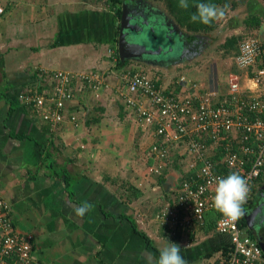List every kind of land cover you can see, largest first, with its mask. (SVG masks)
I'll return each mask as SVG.
<instances>
[{
    "label": "crops",
    "instance_id": "0c3cea01",
    "mask_svg": "<svg viewBox=\"0 0 264 264\" xmlns=\"http://www.w3.org/2000/svg\"><path fill=\"white\" fill-rule=\"evenodd\" d=\"M99 3L0 0V197L11 206L15 228L34 236L33 255L44 264H148L149 257L158 259L160 249L172 242L181 245L186 264H220L231 238L216 231L218 212H209L204 225H176L158 218L177 206L183 173L170 165L171 174L147 173L152 135L139 128L121 96V76L132 72L127 70L132 60L118 65L120 21L112 6ZM258 16L264 20L263 14ZM145 31L158 32L152 24ZM178 31L190 41L186 30ZM197 49L189 58L163 67H171L170 72L153 78L168 87L185 77L201 91H216L205 87L210 86L208 74L195 63L211 54L201 45ZM59 70L97 72L105 87L96 98L88 86H75L65 123L53 131L19 96L28 90L51 92V75ZM190 73L201 81L189 79ZM230 75L237 76L232 70ZM241 76L242 86H251L244 72ZM229 79L225 77L224 85ZM217 91L224 96L229 85ZM74 116L76 122L71 121ZM182 154L174 153L171 163L179 164ZM262 188L255 190L251 201H256L243 206L242 214L262 200ZM85 205L91 210L77 216L75 209ZM256 230L264 235L263 221Z\"/></svg>",
    "mask_w": 264,
    "mask_h": 264
},
{
    "label": "built area",
    "instance_id": "2783aa9c",
    "mask_svg": "<svg viewBox=\"0 0 264 264\" xmlns=\"http://www.w3.org/2000/svg\"><path fill=\"white\" fill-rule=\"evenodd\" d=\"M234 60L251 86L243 87V76H234L224 96L218 91H201L185 77L176 83L175 87H180L176 92L158 84L148 73L125 72L121 76L124 103L134 112L139 128L152 135L147 157L153 160L150 172L163 175L174 153H183L186 177L181 176L177 188V206L159 215L160 220L204 225L207 214L217 212L212 206L217 178L230 173H239L247 181L250 191L243 206L264 184L263 40L259 36L243 39ZM51 77V92L28 90L19 99L53 131L65 123L66 104L74 99L75 86H88L96 98L105 87L104 77L97 72L59 70ZM240 222L241 216L229 222L219 213L216 231L231 238L230 251L220 264H264V248ZM33 239L15 228L11 206L0 197V264H44L33 255Z\"/></svg>",
    "mask_w": 264,
    "mask_h": 264
},
{
    "label": "rangeland",
    "instance_id": "374dc122",
    "mask_svg": "<svg viewBox=\"0 0 264 264\" xmlns=\"http://www.w3.org/2000/svg\"><path fill=\"white\" fill-rule=\"evenodd\" d=\"M146 1H149L150 3H152V5L156 8L157 11H159L163 15L165 14V16H167L166 18L169 23L173 22L171 21L172 19L170 15L168 14V12H166V10L163 8L161 4L153 0H146ZM106 5H107L106 1H103V3L102 2L99 3V7L106 6ZM256 14L264 15V0H249L248 3H246L244 6L229 13V15L225 19H223L222 22L219 23V26H218L219 29L216 32L211 33V34H206V35L204 34L197 35V36H200L201 38V42L204 48V53L207 52V54H211L205 62H202L203 59H201L200 57H199L200 59L198 58L197 62L195 61L197 66H203L205 69V73L208 74L207 75L208 76L207 85H210V86L208 87L205 84L206 88H210V90L212 89L216 91L217 90L224 91V89H226L229 85V80H235V78H233V76L231 75H230V79L228 77L231 70L236 75L242 74V72L237 70L235 66L234 58L230 56H226L223 52V49H221V46L226 42L228 38L232 36H238V37H242L243 39H247V37H250L252 35H257L258 32L253 31L251 34V32L247 31L244 26V21L250 16L256 15ZM152 26H154L156 32L158 30L163 29L162 25L160 24V20L159 21L157 20V23L152 20ZM146 29L148 30V28ZM145 36L146 35L140 38L141 39L143 38V40H146ZM112 52L113 51L111 50L110 55H112ZM162 68L163 67H157V66L155 67L154 64H150V63L148 64L145 62L132 60L129 66L127 67V70L138 69L140 71H144L148 73L152 78H153V74H158V75L165 74V73L170 72V70H172L171 67H167L163 69ZM193 76L195 77L196 75L194 73H190L188 75V78L192 80L195 79L196 82L201 81L200 79L193 78ZM225 77L229 79L227 81L228 83L225 84L226 86L224 85V83L227 80V79L225 80ZM180 170H181V167H180ZM173 172L174 171L167 172L166 175L171 174ZM147 173L150 174L152 177L156 176L150 172V168H147ZM173 178L175 179V177ZM175 182L177 181L175 180Z\"/></svg>",
    "mask_w": 264,
    "mask_h": 264
},
{
    "label": "trees",
    "instance_id": "16d2710c",
    "mask_svg": "<svg viewBox=\"0 0 264 264\" xmlns=\"http://www.w3.org/2000/svg\"><path fill=\"white\" fill-rule=\"evenodd\" d=\"M96 1L102 2V3H103V1H106L107 5H110L115 9L118 20L120 21L121 16H122L123 4L126 2L130 3V1H137V0H96ZM153 1L158 2L159 4H161L163 6V8L166 10V12H168V14L170 15L173 23L178 25V27L186 30L187 33L190 34V41L188 40V42H191L194 39L197 40L195 35L211 34V33L216 32L219 29L218 28L219 23L223 21V20L214 21L211 25H204V24L199 23V22H197V23L191 22V19H190L191 16L194 13H196V11H197L196 5H198L199 3H202V2L215 4L219 7H224L225 5H228V8L226 10V15H225V18H226L229 15V13H231V12L239 9L240 7L244 6L246 3H248L249 0H188L189 7L187 9L181 8L179 6V0H153ZM163 17L166 18L165 16H163ZM263 23H264L263 18H261L258 15H252L244 21V26H245V29L247 31L251 32V34L253 31L258 32V34H259V30H260ZM118 27H120V23H119ZM258 34L252 35L250 37H258L259 36ZM250 37H247V38H250ZM153 40H155V39H153ZM242 40H243L242 37L232 36L226 40V42L221 46V49L224 50V54L226 56H230V57L235 58L239 54V46H240V43L242 42ZM166 43H168V40H166ZM177 57L178 58H176V59L172 58V59H168V60L173 62V61H178L181 58V56L179 54L177 55ZM154 59H157V62H156L157 64H164L165 61H167V58H165L163 56L157 57V58L155 57ZM128 63H129V61H126L125 63H123L120 61V59H118V65L119 66H127ZM186 68H189V66L187 65ZM139 72H144V71H140L138 69L132 70V74L139 73ZM144 73H146V72H144ZM157 83L161 84V81H157ZM168 88L169 89L175 88L176 92L180 91L179 86L175 87L172 84L171 85L169 84ZM171 160H173V159L171 158ZM151 163L153 164V160H151ZM183 163H184V159L180 160L179 164H178V160H174L169 165H170V168L175 169L177 171H180L181 173H183L182 175H184V177H186L185 171L183 170ZM180 167H181V170H180ZM168 168H167V170H168ZM167 170H166V173L169 172ZM187 175H190V173H188ZM261 188H262V191L264 192V186L263 185L261 186ZM252 205H253V202L250 201V202L246 203L244 206H252ZM212 221L215 223V220L212 219ZM240 225L242 228H248L247 222H246L243 214L241 215ZM210 228L213 229V225ZM248 232L252 238H255L253 236V234L249 231V228H248Z\"/></svg>",
    "mask_w": 264,
    "mask_h": 264
},
{
    "label": "clouds",
    "instance_id": "9594fccd",
    "mask_svg": "<svg viewBox=\"0 0 264 264\" xmlns=\"http://www.w3.org/2000/svg\"><path fill=\"white\" fill-rule=\"evenodd\" d=\"M179 6L187 9L188 0H179ZM197 11L191 16V22L211 25L214 21L225 18L228 5L219 7L210 3H199L196 5ZM250 189L247 181L236 172L230 173L226 177L217 178L214 195L212 196L213 208L222 214L226 221H235L242 215V206L246 202ZM90 206L77 207L75 213L83 217ZM181 245L170 243L159 251L158 259L148 258V264H186L182 257Z\"/></svg>",
    "mask_w": 264,
    "mask_h": 264
},
{
    "label": "flooded vegetation",
    "instance_id": "af4514ba",
    "mask_svg": "<svg viewBox=\"0 0 264 264\" xmlns=\"http://www.w3.org/2000/svg\"><path fill=\"white\" fill-rule=\"evenodd\" d=\"M128 4L131 10L130 16L132 18L134 26L140 27V30L136 29V31H138L136 33L137 37L135 33L133 34L130 33L132 30L128 32L130 39L140 41L139 43L144 44L145 46H147L149 50L155 52L154 54L151 55L150 54L144 55L143 59L140 60V62L154 64L155 66L160 65L161 67H166L171 64H174L175 61L171 62L168 59H172L175 54L176 55L179 54L181 56L179 61H182L184 58H187L191 54L194 55L196 52H198L199 50L198 49L196 50L198 45L203 46L201 39L195 40L193 44H189V42H187L186 40V36L185 35L183 36L171 23H169L166 19H164L162 13L157 11L156 8L149 1L137 0V1H130V3L128 2ZM152 20L156 23L157 20L158 21L160 20V24L162 25L163 29L158 30L157 33L149 34V32L147 33L145 31L146 29H144V27L148 28L149 25L152 24ZM120 30L121 29L118 30L116 36L117 42H118ZM133 30L135 31V28ZM144 35H146L145 38L147 41L143 40V38L142 39L139 38ZM151 37L155 40H153ZM151 39L154 42H152ZM166 40H168V43H166ZM162 56L167 58V61H165L164 64H157L156 63L157 59L154 58L162 57ZM256 199L254 201H256Z\"/></svg>",
    "mask_w": 264,
    "mask_h": 264
},
{
    "label": "water",
    "instance_id": "95a60500",
    "mask_svg": "<svg viewBox=\"0 0 264 264\" xmlns=\"http://www.w3.org/2000/svg\"><path fill=\"white\" fill-rule=\"evenodd\" d=\"M130 14H131V10H130L129 4L126 2L123 4L122 16L120 20L121 30H120V34L118 37V46H117L119 57L122 62H125L127 60L140 61L143 59L144 55L146 54L151 55L155 53L154 51L149 50L147 46H145L144 44L139 43L140 41L137 40L138 41L137 42L136 40L130 39V36L128 33L129 31L132 30L130 33L132 34L135 33L136 35V33L138 32L136 31V29L140 30L139 26H134ZM174 27L180 30V28L176 24ZM134 28L136 32L133 30ZM144 29H146V27H144ZM262 34H264V23L262 24L259 30L260 38L262 37L261 36ZM166 183H167L166 185L168 186L169 182L167 181ZM261 199L262 200H260L258 205L251 212L243 211V215L246 219L249 229L252 232H254L256 239L259 241L260 245L264 248V235L256 230L257 224H260L262 221L264 222V194L261 196Z\"/></svg>",
    "mask_w": 264,
    "mask_h": 264
}]
</instances>
